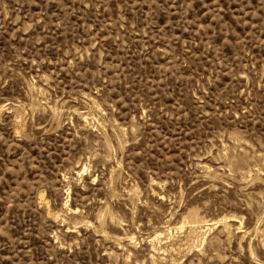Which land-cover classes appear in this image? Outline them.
Returning a JSON list of instances; mask_svg holds the SVG:
<instances>
[{
    "label": "rangeland",
    "instance_id": "obj_1",
    "mask_svg": "<svg viewBox=\"0 0 264 264\" xmlns=\"http://www.w3.org/2000/svg\"><path fill=\"white\" fill-rule=\"evenodd\" d=\"M0 264H264V0H0Z\"/></svg>",
    "mask_w": 264,
    "mask_h": 264
},
{
    "label": "bare ground",
    "instance_id": "obj_2",
    "mask_svg": "<svg viewBox=\"0 0 264 264\" xmlns=\"http://www.w3.org/2000/svg\"><path fill=\"white\" fill-rule=\"evenodd\" d=\"M47 202V201H46ZM57 215V214H56ZM201 227V226H200ZM190 231V230H189Z\"/></svg>",
    "mask_w": 264,
    "mask_h": 264
}]
</instances>
